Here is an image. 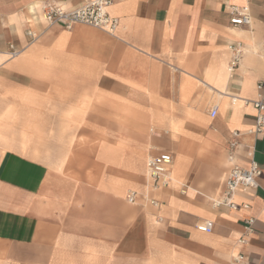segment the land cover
<instances>
[{
	"label": "crops",
	"instance_id": "crops-1",
	"mask_svg": "<svg viewBox=\"0 0 264 264\" xmlns=\"http://www.w3.org/2000/svg\"><path fill=\"white\" fill-rule=\"evenodd\" d=\"M41 1L0 0V264H229L239 251L264 264V131L246 134L255 109L243 102L264 80V0H114V35L47 26ZM233 6L249 25L230 24ZM157 150L173 155L172 181L151 190L145 154ZM250 154L259 187L236 192L235 210L213 206ZM205 219L209 233L195 227Z\"/></svg>",
	"mask_w": 264,
	"mask_h": 264
},
{
	"label": "built area",
	"instance_id": "built-area-1",
	"mask_svg": "<svg viewBox=\"0 0 264 264\" xmlns=\"http://www.w3.org/2000/svg\"><path fill=\"white\" fill-rule=\"evenodd\" d=\"M114 0H88L81 5L75 7H65L61 3L54 0H43L38 3L39 17L47 26L59 24L64 29H71L74 25L82 24L94 27L105 31L110 35H114L119 19L109 13L108 8ZM232 16L229 22L233 26L249 25L251 16L247 7H232ZM29 36V43L36 39V34L33 31H27ZM264 45V41H263ZM230 56L228 63V70L231 72L239 65L243 47L239 42L229 45ZM21 53V49L15 48L9 44L8 54L10 57H17ZM256 97L253 99H243L246 104L252 105L255 109L254 124L251 128L246 130V134L258 135L264 131V80H260L256 84ZM239 97H233L232 102H236ZM217 114V106L214 105L209 110V115L215 117ZM242 134L234 130L231 132V139L229 141L228 159H232V151L238 146V138ZM173 161V155L169 151L157 150L149 152L145 157V175L148 179L147 186L151 190L166 188L171 185V177L169 169ZM261 175V168L258 163L251 157L247 167L233 165L227 172L224 179V187L218 199L213 200V206L225 205L230 209H237L238 204L232 200L233 195L238 192H245L255 190L259 187V177ZM183 192V190H182ZM138 198H142L148 203L159 208L160 203L153 198L147 196L146 193L140 194L133 189H127L125 192V199L129 203H135ZM264 204V198L262 200ZM247 206V204H243ZM253 217L244 220L243 234L245 236L254 231ZM196 229L201 232L209 233L212 230V222L208 219L202 220L195 225ZM240 244H245L246 239L243 237L238 239ZM229 264H246V258L242 252H237L233 255Z\"/></svg>",
	"mask_w": 264,
	"mask_h": 264
},
{
	"label": "rangeland",
	"instance_id": "rangeland-1",
	"mask_svg": "<svg viewBox=\"0 0 264 264\" xmlns=\"http://www.w3.org/2000/svg\"><path fill=\"white\" fill-rule=\"evenodd\" d=\"M148 129H150V127H149ZM143 140L145 141V138H144V139H143V138H133V139H128L129 142H132V141H133L134 144L139 143V142H141V141H143ZM134 144H131V143H130V144H128V146H134ZM131 148H132V147H131ZM132 151H135V150L132 149ZM148 152H149V151H148ZM148 152H147V153H148ZM147 153L145 154V156L147 155Z\"/></svg>",
	"mask_w": 264,
	"mask_h": 264
},
{
	"label": "bare ground",
	"instance_id": "bare-ground-1",
	"mask_svg": "<svg viewBox=\"0 0 264 264\" xmlns=\"http://www.w3.org/2000/svg\"><path fill=\"white\" fill-rule=\"evenodd\" d=\"M173 166V165H172ZM169 175H170V169H169ZM170 177H171V175H170ZM174 179V178H173ZM171 181H172V178H171Z\"/></svg>",
	"mask_w": 264,
	"mask_h": 264
}]
</instances>
